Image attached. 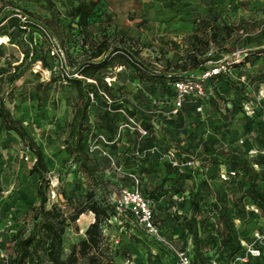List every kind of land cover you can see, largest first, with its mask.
<instances>
[{
	"label": "rangeland",
	"instance_id": "1",
	"mask_svg": "<svg viewBox=\"0 0 264 264\" xmlns=\"http://www.w3.org/2000/svg\"><path fill=\"white\" fill-rule=\"evenodd\" d=\"M75 1L0 0V19L3 16L18 18L31 30L33 27L24 12L31 14L38 21L37 28L41 32L33 35V41L38 44L44 42L38 56L45 58L47 69L29 59L20 64L23 59L21 47L12 44L8 38L4 39L0 50V101L48 159L50 187L47 208L55 204L64 213L70 214L73 207L66 198L73 194L77 183L82 192L89 187L97 191L93 182L89 184L82 174L77 173L73 159L76 157L69 153L73 142L71 128L77 95L69 81L71 68L67 66L69 60L77 64L87 58L91 40H100L105 33L114 46L137 52L138 58L153 74L168 73L182 80L179 82L198 83L201 69L211 66L210 62L222 61L228 62L234 82L239 78L240 87H230L225 80L217 81L220 89L211 105L205 96L191 93L184 96L178 106V95L173 93L175 86L139 81L134 67L116 64L107 70L105 82L112 89L115 100L128 104L130 108L136 105L144 108L156 131L161 130L169 140L180 142L190 154V159L181 163L183 157L178 160L173 152H164L163 148L157 147L150 152V156H156L157 161H153L152 171L145 175H138L137 172L138 160L145 158V154L137 153L134 147L133 132L138 131L144 136L139 121L129 116L124 105L116 113L110 111V115L116 114L119 120L117 133L110 139V134L100 128L105 105L92 98L86 132L87 151L100 166L97 176L104 194L113 202L122 190L138 188L145 193L155 213V221L165 230L163 236L168 242V245L160 246L156 257H151L149 252L153 245L141 226L130 217L123 221L118 217L112 218L102 230L104 243L109 247L114 263L177 264L175 251L191 248V241L183 236L172 237L165 228L168 222L167 213L163 210L167 208L169 214L179 210L183 218H189L190 201L204 199L200 205L207 204L210 212L213 195L199 191L200 181L208 178L212 190H215L228 180L225 165L208 169V164L203 161L207 157L202 153L200 140H208L218 154L238 151L253 159L259 154L255 134H247L246 128L247 118L254 116L253 111L259 106L264 108V83H260L264 80V55L257 59L251 56V53L264 48V34L261 33L264 29V0H212L210 3L207 0H100L97 14L90 19L94 24L92 38L87 41L77 30L69 27L70 20L65 17L71 2ZM106 16H109L108 20ZM202 19L211 22L206 32L194 24ZM7 26L6 21L0 24L9 33L14 32ZM212 26L221 28L217 41L210 39L213 29L209 28ZM228 30H233L230 36H227ZM196 34L200 41L192 37ZM206 41L209 45L202 48L205 54L198 55V60L210 61L199 71L191 72L188 62L191 45L194 42L199 46ZM16 66V79L11 82L10 76ZM143 75L148 78L152 73ZM74 77L80 78L77 73ZM229 100H235L241 106L231 123H227L224 111V107L230 105ZM246 142L248 145H245ZM247 147L252 150L247 151ZM261 154L264 155V151ZM103 158L107 161L102 162ZM34 162L27 143L7 130L0 119L1 227L3 240L8 241V244H0V251L11 244L10 238L19 228L31 227L32 208L39 205L36 194L38 176L30 173ZM164 162L179 167L183 177L177 181V174H168ZM174 188L184 190V193L174 194ZM224 188L230 192L229 186ZM170 199L178 204L170 206ZM182 202L185 203L181 208ZM246 207L247 210H254L247 203ZM257 214L256 219L247 217L243 224L234 222L240 232L239 237L245 238L242 242L245 255L236 262H228L224 258L218 261V253L210 248L204 253L212 264L258 262L261 256L258 249L264 236V216ZM90 220L91 215L84 214L66 228L63 259L67 258L72 245L85 238L84 232ZM209 224L218 225V217L212 212L209 213ZM40 264H46V258L43 257ZM78 264H86V261L80 260ZM259 264H264V258Z\"/></svg>",
	"mask_w": 264,
	"mask_h": 264
},
{
	"label": "trees",
	"instance_id": "2",
	"mask_svg": "<svg viewBox=\"0 0 264 264\" xmlns=\"http://www.w3.org/2000/svg\"><path fill=\"white\" fill-rule=\"evenodd\" d=\"M209 1L212 0H207V3ZM100 3V0H77L71 2L65 14V17L70 20L69 27L72 30H77L84 41L92 38L91 28L94 24L90 22V19L97 14ZM212 3L215 4L214 2ZM24 13L33 28L30 30L28 25L22 23L18 18L3 16L0 19V24L6 21L7 27L13 28L14 32L9 33L5 27H0V38H8L12 44L21 47L23 59L20 64L29 59L32 62H39L43 68L47 69L48 64L45 58L41 55L38 56V50H42L44 42L41 41L38 44L36 41H33V35L41 33L37 28L38 21L31 14ZM106 17V20H108L109 16ZM210 23L207 19L194 22L204 32L207 31V26H210ZM222 27L224 29L225 25ZM209 29H213L210 39L217 41L221 28L219 26H212ZM231 31L233 30H228L227 36L231 35ZM261 33L264 34V29ZM192 37L200 41L197 34ZM208 45L209 41H206L204 44L201 43L199 46L194 42L191 45L192 49L188 56L191 72L199 71L206 62L210 61L208 59L198 60V55L205 54L202 48ZM2 47L3 45H0V50ZM261 54L264 55V48L251 53V56H255L257 59ZM68 62L67 67L71 68L69 81L75 88L77 95L71 128L73 142L72 149L69 148V153L76 157L73 159L76 163L77 173L82 174L89 184L93 182L97 186L98 194L95 189H91L90 187L85 192H82L80 184L77 183L72 191L73 194L66 198L67 202L73 207L70 214L64 213L55 204L47 208V191L50 187L48 159L30 136H28L22 124L11 116L4 103L0 101V119L6 125L7 130L14 132L27 143L31 154L34 156L35 162L31 167L30 173L38 176L36 194L39 199V205L32 208L31 227L29 229L26 226L19 228L10 238L9 243L14 245L15 256L11 257L7 264H40L43 257L46 258V264H78L80 260L86 261V264H115L109 247L104 243L102 227L112 218L118 217L120 221L129 217L133 220L134 218L129 212L119 215L112 199L111 201L108 200L101 186L100 178L97 176L100 166L97 160L91 158L87 151L88 136L86 132L89 129L92 98L105 105L101 116L100 128L110 134V139L116 135L118 130L117 123L119 121L116 114L110 115V111L116 113L124 105L123 107L129 116L135 117L139 121L142 131L146 134L142 136L138 131L133 132L136 141L134 144L136 152L145 154V158L138 160V175H145L152 171L153 161H157V158L154 155L150 156V152L157 147L163 148L164 152H173L178 160L181 159L180 157H183L181 163H184V160L190 159L188 150H184L180 142L169 140L161 130L160 132L156 131L154 122L144 112V108L139 105L130 108L128 104L115 100L112 89L105 82L107 78L105 73L108 69L118 64L121 67H134L139 81L148 80L151 83H161L164 86H175L179 81H182L181 79L169 76L168 73L153 74V71L148 70L146 64L138 58L137 52H132L123 46H114L105 33L102 34L100 40H91L90 52L84 61L77 64L71 63L70 60ZM210 63L211 66L199 71L200 76L219 64L218 62ZM17 69L18 66L13 69V75L10 76L11 82H14L16 79L15 73ZM177 69H179L178 66ZM74 73H77L80 78H75ZM143 73H152V76L145 78ZM232 75L230 73H220L200 82L210 105L214 103L220 89L216 85L217 81L225 80L230 87H240L239 78L235 80L237 82H234ZM260 83H264V80H261ZM173 93L177 94L176 88H174ZM167 94L170 95L171 92L168 90ZM229 103V106L224 107L227 123L232 122V117L241 108L240 104L235 100H229ZM253 115L251 118H247L248 126L246 133L255 134L254 139L258 148L256 149L257 154L259 152L256 159L246 157L245 154H240L238 151L218 154L215 146L210 144L208 140H200L199 142L202 153L207 157L203 158V161L208 164V169L211 167L219 168L221 165H225L227 169L228 180L219 189L212 190L208 178L202 179L199 183V191L207 195L211 193L213 195L210 212L217 215L218 225L209 224L210 212L208 211V206L207 204L200 205L201 201L204 203V199H193L190 201L191 216L189 218H183L182 212L179 210H175L174 214H169L167 208L163 210L165 214L167 213L166 220L168 223L165 224V228L170 231L172 237L183 236L185 240L190 239L191 248L187 249L189 250L191 264H212L210 258L204 253V251H208L210 248L215 249L216 253H218V261L224 258L228 262H236L238 258L245 255L242 244L245 238L239 237L240 232L234 222L243 224L246 222L247 217L256 219L258 217L257 213H261L264 216V155L261 154L264 151V108L259 106L253 111ZM245 145H248V143L246 142ZM247 149V151L252 150L249 147ZM217 155L222 156V158H218ZM104 161H107V159L103 158L102 162ZM163 165L168 174L178 175L177 181L183 177V172L179 173L181 171L180 168L173 166L171 162H164ZM183 169L185 170L186 168ZM231 173H234V175H231ZM225 185L229 186L230 192H227L224 188ZM140 192L149 200L145 193ZM180 193H184V190L174 188V194ZM184 203H180L181 208ZM246 203L254 210H247ZM177 204L176 201L170 199V206ZM88 213L94 215V221L85 230V238L72 245L67 258L63 259V236L66 228L76 223L80 216ZM218 226H221V228H218ZM159 229L163 235L165 230L161 226H159ZM7 242L3 240L2 243ZM150 243L153 246L151 247L152 251L149 253L151 257H156L160 246L154 244L152 241ZM258 252L261 253V256H259L256 264H259L260 260L264 258V236L262 246L258 249Z\"/></svg>",
	"mask_w": 264,
	"mask_h": 264
},
{
	"label": "built area",
	"instance_id": "3",
	"mask_svg": "<svg viewBox=\"0 0 264 264\" xmlns=\"http://www.w3.org/2000/svg\"><path fill=\"white\" fill-rule=\"evenodd\" d=\"M220 73H230V67L228 62H221L218 65L210 68L200 76V81L197 83L184 81L175 84L177 90V101L178 106H180L181 99L191 93H195L198 96H205L203 87L200 82L216 76ZM211 91V90H210ZM251 115V114H250ZM145 135L146 133L142 131ZM234 175V173H231ZM224 179L225 176H223ZM55 197V195H54ZM116 206V210L119 215H124L129 212L134 218L135 222L139 224L142 230L145 232L146 236L150 241L158 246L168 245L165 237L162 235L159 225L155 221L154 213L151 207V203L147 200L138 188H133L131 190H122L116 199L113 200ZM1 210V201H0ZM3 229L0 222V244L3 242L2 236ZM178 263L177 264H191L189 250L175 251ZM15 256L14 245L10 244L6 249L0 251V260L2 264H7L11 257Z\"/></svg>",
	"mask_w": 264,
	"mask_h": 264
},
{
	"label": "crops",
	"instance_id": "4",
	"mask_svg": "<svg viewBox=\"0 0 264 264\" xmlns=\"http://www.w3.org/2000/svg\"><path fill=\"white\" fill-rule=\"evenodd\" d=\"M90 215H91V220L88 222V224L86 225V229H87V227L91 224V223H93V221H94V215L92 214V213H89ZM85 229V230H86Z\"/></svg>",
	"mask_w": 264,
	"mask_h": 264
},
{
	"label": "bare ground",
	"instance_id": "5",
	"mask_svg": "<svg viewBox=\"0 0 264 264\" xmlns=\"http://www.w3.org/2000/svg\"><path fill=\"white\" fill-rule=\"evenodd\" d=\"M4 43H5L4 38H0V45H4Z\"/></svg>",
	"mask_w": 264,
	"mask_h": 264
}]
</instances>
